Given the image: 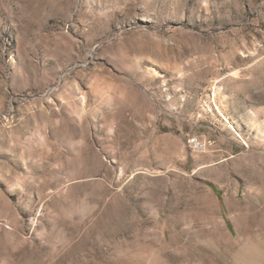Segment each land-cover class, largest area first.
Returning <instances> with one entry per match:
<instances>
[{"label":"rangeland","instance_id":"374dc122","mask_svg":"<svg viewBox=\"0 0 264 264\" xmlns=\"http://www.w3.org/2000/svg\"><path fill=\"white\" fill-rule=\"evenodd\" d=\"M0 264H264V0H0Z\"/></svg>","mask_w":264,"mask_h":264},{"label":"built area","instance_id":"2783aa9c","mask_svg":"<svg viewBox=\"0 0 264 264\" xmlns=\"http://www.w3.org/2000/svg\"><path fill=\"white\" fill-rule=\"evenodd\" d=\"M191 145H194L197 149L204 150L206 148V143L200 140L198 137H193L189 139Z\"/></svg>","mask_w":264,"mask_h":264},{"label":"bare ground","instance_id":"6f19581e","mask_svg":"<svg viewBox=\"0 0 264 264\" xmlns=\"http://www.w3.org/2000/svg\"><path fill=\"white\" fill-rule=\"evenodd\" d=\"M230 128H231L232 130L236 131L235 128H234V126H233L232 124H230ZM245 143H246V142H245ZM246 144H247V143H246ZM235 203H236V202L233 201V200H230V201H229V204H230L231 206H234ZM234 235H235L234 232L231 230V231H230V236H234Z\"/></svg>","mask_w":264,"mask_h":264}]
</instances>
